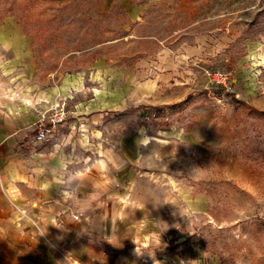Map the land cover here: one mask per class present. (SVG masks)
<instances>
[{"label": "rangeland", "instance_id": "rangeland-1", "mask_svg": "<svg viewBox=\"0 0 264 264\" xmlns=\"http://www.w3.org/2000/svg\"><path fill=\"white\" fill-rule=\"evenodd\" d=\"M10 21L45 82L87 79L95 153L148 141L161 256L264 264V0H0ZM37 250L0 221V264H69Z\"/></svg>", "mask_w": 264, "mask_h": 264}, {"label": "crops", "instance_id": "crops-1", "mask_svg": "<svg viewBox=\"0 0 264 264\" xmlns=\"http://www.w3.org/2000/svg\"><path fill=\"white\" fill-rule=\"evenodd\" d=\"M5 27L0 34V221L30 239L52 263L177 264L176 253L161 256L154 248V240L165 236L159 189L148 180L146 153H139L148 141H133L136 153L123 140L135 135L130 134L121 140L123 153H95L86 129L94 124L97 103L84 98L87 79L68 74L45 82L34 39L15 22L0 29ZM65 101L70 115L60 131L49 142L33 144L41 115Z\"/></svg>", "mask_w": 264, "mask_h": 264}, {"label": "built area", "instance_id": "built-area-1", "mask_svg": "<svg viewBox=\"0 0 264 264\" xmlns=\"http://www.w3.org/2000/svg\"><path fill=\"white\" fill-rule=\"evenodd\" d=\"M66 112L64 104L58 102L50 108L48 114H42L36 124L33 144L49 142L59 132L60 125L65 121Z\"/></svg>", "mask_w": 264, "mask_h": 264}]
</instances>
